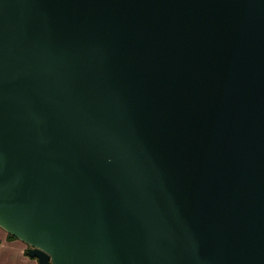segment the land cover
<instances>
[{"label":"water","instance_id":"95a60500","mask_svg":"<svg viewBox=\"0 0 264 264\" xmlns=\"http://www.w3.org/2000/svg\"><path fill=\"white\" fill-rule=\"evenodd\" d=\"M0 227L38 264H264V0H0Z\"/></svg>","mask_w":264,"mask_h":264},{"label":"crops","instance_id":"0c3cea01","mask_svg":"<svg viewBox=\"0 0 264 264\" xmlns=\"http://www.w3.org/2000/svg\"><path fill=\"white\" fill-rule=\"evenodd\" d=\"M29 245L19 239H12L0 227V264H38V260L28 255Z\"/></svg>","mask_w":264,"mask_h":264},{"label":"trees","instance_id":"16d2710c","mask_svg":"<svg viewBox=\"0 0 264 264\" xmlns=\"http://www.w3.org/2000/svg\"><path fill=\"white\" fill-rule=\"evenodd\" d=\"M9 237L12 238V239H16V237L13 236L12 234H9Z\"/></svg>","mask_w":264,"mask_h":264}]
</instances>
